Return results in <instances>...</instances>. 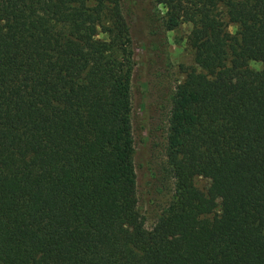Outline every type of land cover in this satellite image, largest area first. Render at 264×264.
<instances>
[{"label":"trees","instance_id":"16d2710c","mask_svg":"<svg viewBox=\"0 0 264 264\" xmlns=\"http://www.w3.org/2000/svg\"><path fill=\"white\" fill-rule=\"evenodd\" d=\"M150 2L162 31L190 25L199 70L170 98L173 192L147 228L120 0H0V264H264V0Z\"/></svg>","mask_w":264,"mask_h":264},{"label":"rangeland","instance_id":"374dc122","mask_svg":"<svg viewBox=\"0 0 264 264\" xmlns=\"http://www.w3.org/2000/svg\"><path fill=\"white\" fill-rule=\"evenodd\" d=\"M120 2L129 28L134 64L130 77V120L137 208L145 227L150 228L173 192V182L165 170L170 98L175 86L199 69L187 43L189 24L164 32L159 25L161 7H154L150 0ZM235 30L232 25L227 28L230 34ZM248 65L254 70L263 67L257 62ZM193 185L206 192L209 181L195 177Z\"/></svg>","mask_w":264,"mask_h":264}]
</instances>
